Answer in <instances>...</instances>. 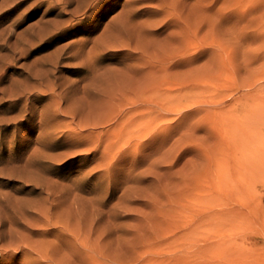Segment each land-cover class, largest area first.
<instances>
[{"label":"rangeland","instance_id":"obj_1","mask_svg":"<svg viewBox=\"0 0 264 264\" xmlns=\"http://www.w3.org/2000/svg\"><path fill=\"white\" fill-rule=\"evenodd\" d=\"M0 264H264V0H0Z\"/></svg>","mask_w":264,"mask_h":264},{"label":"bare ground","instance_id":"obj_2","mask_svg":"<svg viewBox=\"0 0 264 264\" xmlns=\"http://www.w3.org/2000/svg\"><path fill=\"white\" fill-rule=\"evenodd\" d=\"M119 19V18H118ZM43 22V21H42ZM112 23V22H111ZM44 24V23H43ZM41 25V24H40ZM48 27V26H47ZM112 27V26H111ZM111 27H110V29H111ZM40 28V27H39ZM120 29V28H119ZM55 30V29H54ZM42 31V30H41ZM48 31H49V28H48ZM43 32V31H42ZM119 33V32H118ZM113 35V34H112ZM29 41H31V40H29ZM28 41V42H29ZM32 43V42H31ZM14 45V44H13ZM19 45V44H18ZM32 45V44H31ZM5 46V45H4ZM11 46V45H10ZM24 47V46H23ZM11 49V48H10ZM23 50V49H22ZM28 51H29V48H28ZM90 52V51H89ZM23 58V57H22ZM15 59V58H14ZM17 59V58H16ZM39 59V58H38ZM47 60V59H46ZM150 60V59H149ZM8 61H9V59H8ZM31 61H33V59L31 60ZM48 61V60H47ZM9 62H11V61H9ZM8 62V63H9ZM35 62V61H34ZM38 62V61H37ZM37 62H35V63H37ZM6 63H7V61H6ZM149 64V63H148ZM30 65V64H29ZM57 65V64H56ZM59 65V64H58ZM6 67H7V65H5ZM55 67V66H54ZM31 68V67H30ZM45 68V67H44ZM24 69V68H23ZM50 72H52V70L50 69L49 70V72H48V70L44 73V70H43V65H42V67L41 68H39L38 70H26L25 71V73H24V76H23V85H21L19 88H18V94H17V96L19 95V94H23V95H25V94H27V92H30L31 90H34L35 92V96H36V98L35 99H37V101L38 100H41L42 98H43V91L45 90V86H46V84H48V86L50 85V86H52V90L54 91V93H55V88H56V79L55 78H50L49 80H48V82L47 83H45L46 82V74L48 75L49 74V76H51V74H50ZM16 77V76H15ZM20 79V78H19ZM16 80V79H15ZM21 81V82H22ZM17 82H18V80H17ZM20 82V83H21ZM10 83V82H9ZM58 85V84H57ZM7 86V85H6ZM12 86V85H11ZM50 86H49V88H50ZM5 87V86H4ZM16 87V86H15ZM153 87V86H152ZM14 88V87H13ZM46 89H48V88H46ZM51 89V88H50ZM154 89V88H153ZM16 90V89H15ZM57 90V89H56ZM11 92V91H10ZM13 92H14V90H13ZM58 92V91H57ZM4 93V92H3ZM148 93V92H147ZM58 94V93H57ZM149 94V93H148ZM11 95V94H10ZM61 95V94H60ZM59 95V96H60ZM149 95H151V94H149ZM141 96V95H140ZM146 96V95H145ZM134 97H135V95H134ZM138 97V96H137ZM137 97H135L136 99H137ZM142 97V96H141ZM140 97V98H141ZM132 98V97H131ZM143 98V97H142ZM153 98V97H152ZM59 99V98H58ZM136 99H134V101L132 100V102H137V101H135ZM28 100H29V98H28ZM128 100H130V98L128 99ZM140 100V99H139ZM153 100V99H152ZM59 101V100H58ZM30 102H32V100H30ZM54 107H56V105L54 106ZM58 109V108H57ZM41 110V109H40ZM19 117V116H18ZM17 117V118H18ZM10 119V118H9ZM8 119V120H9ZM20 119V118H19ZM9 122V121H8ZM38 150V149H37Z\"/></svg>","mask_w":264,"mask_h":264}]
</instances>
